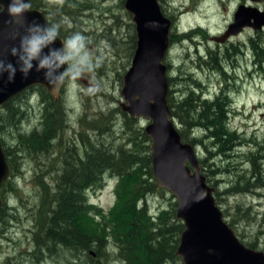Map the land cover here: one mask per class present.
Returning <instances> with one entry per match:
<instances>
[{"label": "rangeland", "instance_id": "1", "mask_svg": "<svg viewBox=\"0 0 264 264\" xmlns=\"http://www.w3.org/2000/svg\"><path fill=\"white\" fill-rule=\"evenodd\" d=\"M49 1L45 2L46 7L39 9L45 12L51 25H60L64 37L60 36L64 39L75 32L82 33L88 37L90 49L103 55V63L79 79H66L60 92L66 123L49 152L29 153L18 145V135L42 128V105L37 91L26 93L30 96V104L26 105V94L14 100L13 104L20 107L19 114L9 115V111L1 107L0 113L5 117L0 122V141L3 149L11 153L10 160L15 169L10 167L7 185L2 187L5 208L0 216V264H67L71 261L72 253L65 247L50 254L44 247L36 250L34 246L33 216L40 207V182L52 185L57 179L63 160L67 158L64 151L67 145L83 148L80 133L87 134L90 140L100 139L117 145L125 144L128 137L122 134L123 116L115 110L118 101L122 100L123 75L130 67L133 55L130 47V35L135 34L132 15L122 0H76V5L89 6H78V10L76 6L70 10L71 15L63 14L54 7L53 0ZM160 4L172 21L171 44L165 57L167 74L175 78L169 86L173 89L172 96L179 99L197 84L203 87L202 95L206 98L213 99L224 89L228 93V126L242 135L246 143L234 147L229 159L213 157L214 149L208 147L211 150L209 155L197 145V157L198 160L204 158L208 163L206 167L216 171L214 188L218 189L221 199L216 203L225 221L231 223L242 243L255 242L253 249L264 253V185L248 192L224 194L226 189L234 186L232 183L239 180L240 174L246 176L250 165L246 159L249 152L264 155V65L259 66L261 69L255 67L250 48L252 37L264 38V28L256 31L246 27L224 44L210 39L226 30L238 5L246 4L264 11V0H160ZM213 58L223 65L225 75L214 70ZM104 113L113 120V134L95 137L94 130L88 129L85 122ZM139 123L144 127L147 120L139 119ZM194 134L201 137L202 131L197 130ZM204 144L209 145L206 140ZM206 172L209 174L208 168ZM116 183V178H110L99 189H89L87 200L102 213H107L116 202ZM241 187L243 184L239 185ZM147 203L152 216L158 215L170 203H176L177 207L175 197L168 190L164 195L160 192L149 194ZM113 244L108 246L113 254L108 257L109 263L129 264L123 257H116L117 248L113 250ZM165 264L184 263L175 254V258Z\"/></svg>", "mask_w": 264, "mask_h": 264}, {"label": "trees", "instance_id": "2", "mask_svg": "<svg viewBox=\"0 0 264 264\" xmlns=\"http://www.w3.org/2000/svg\"><path fill=\"white\" fill-rule=\"evenodd\" d=\"M75 1L53 0V5L68 15H71L70 10L76 6L77 10L78 6H89L79 3L76 5ZM30 2L32 8L39 9L42 6L46 7L45 2L50 1ZM123 2L124 0L121 3ZM48 24L51 25L50 22ZM60 35L63 36L61 31ZM130 38L132 55L136 35L131 34ZM250 44L254 65L261 69L264 65V38L252 37ZM232 51L234 52V48ZM212 64L214 70L225 75V70L217 65L214 58ZM174 80L173 76L168 75L169 86ZM30 90H34L35 93L37 91L41 98L42 128L40 131L35 129L18 135V145H22L29 153H46L52 149V142L66 123L61 96L54 100L43 86H31L5 103L2 108L7 109L9 115L21 113L20 107L15 106L13 102ZM172 91L173 89L169 87L168 106L171 117L179 125L178 131L183 141L190 143L194 148L201 145L209 155L210 146L214 149L213 157L222 156L224 159L231 158L234 147L246 143L242 135L228 126L230 101L226 89L213 99L202 95L203 87L199 84L186 91L179 99L172 96ZM29 101L30 96L26 94V105L30 104ZM115 111L123 116L122 134L128 136L125 144H107L100 139L90 140L87 134L80 133L79 140L83 148L74 144L67 145L64 148L67 158L63 160L57 179L52 185L40 182L42 186L40 207L33 216L34 246L36 250L44 247L50 254L59 247H65L72 253V259L67 264H110L108 257L112 251L108 250V246L114 243L112 249L117 248L116 257H123L129 264H165V261L175 258L184 224L176 218V203H170L158 215H150L147 196L157 192L164 195L167 192L156 185L152 173L150 139L138 118L123 112L119 105ZM4 117L5 115L0 113V122ZM112 121L111 117L104 113L85 123L89 126L88 129L94 130L93 133L97 137L113 134ZM197 130L202 131L201 137L195 136ZM131 137L133 139H130ZM204 140L209 143L208 146L204 144ZM4 152L9 166L12 170L15 169L14 163L10 160L11 153L9 154L6 149ZM246 159L250 163L246 176L240 174L239 180L232 183L234 186L226 189L224 194L232 195L263 187L264 155L249 152ZM199 163L207 182L215 187L217 180L213 176L216 171L206 167L208 163L204 158H200ZM110 178L117 179L114 188L116 202L107 213H102L89 203L86 193L89 189H99L105 180ZM212 178L215 181H212ZM4 184L7 185V182ZM240 184H243V187L239 188ZM214 198L216 202L221 201L218 189L215 190ZM4 205L0 208V216ZM228 225L231 227L230 222ZM244 245L256 247L255 242Z\"/></svg>", "mask_w": 264, "mask_h": 264}, {"label": "water", "instance_id": "3", "mask_svg": "<svg viewBox=\"0 0 264 264\" xmlns=\"http://www.w3.org/2000/svg\"><path fill=\"white\" fill-rule=\"evenodd\" d=\"M8 2L0 0V57L15 64L16 58L11 56L10 49L19 46L27 24L34 21L49 24L38 8H31L26 21L9 23L12 18L7 12ZM124 7L132 15L136 44L131 65L123 75L122 100L118 105L131 117L147 120L144 131L150 139L156 185L175 197L176 218L184 224L175 254L184 264H264V253L244 245L225 221L214 198L215 188L208 184L202 172L196 148L182 140L178 125L171 117L164 63L170 47L171 19L163 12L159 0H125ZM246 27L262 30L264 11L238 5L226 30L210 39L224 43ZM61 40L59 37L54 47H62ZM64 82L50 83L44 72H37L35 68L27 78L17 72L13 83L8 82L5 74L0 80V111L2 105L31 86H43L58 100ZM9 175L10 167L0 141V189ZM2 203L0 195V208Z\"/></svg>", "mask_w": 264, "mask_h": 264}, {"label": "clouds", "instance_id": "4", "mask_svg": "<svg viewBox=\"0 0 264 264\" xmlns=\"http://www.w3.org/2000/svg\"><path fill=\"white\" fill-rule=\"evenodd\" d=\"M31 8L30 0H9L7 12L12 18L9 23L26 21ZM59 35L58 24L41 25L35 21L27 24L19 46L10 49L16 63L0 57V80L6 74L8 82L13 83L17 72L27 78L35 68L37 72L43 71L50 83L62 84L65 79L76 80L101 67L103 55L90 49L88 37L75 32L61 40L62 47L56 48Z\"/></svg>", "mask_w": 264, "mask_h": 264}, {"label": "flooded vegetation", "instance_id": "5", "mask_svg": "<svg viewBox=\"0 0 264 264\" xmlns=\"http://www.w3.org/2000/svg\"><path fill=\"white\" fill-rule=\"evenodd\" d=\"M241 33V32H240ZM239 33V34H240ZM229 40H226L224 43H226V42H228ZM223 43V44H224ZM219 44V43H218ZM222 44V43H221ZM227 58V57H226ZM215 62L217 63V65H220L221 66V68H222V70H224L225 68L223 67V65L222 64H219V60H217L216 58H215ZM2 187H3V185H2ZM1 195H2V188H1Z\"/></svg>", "mask_w": 264, "mask_h": 264}, {"label": "bare ground", "instance_id": "6", "mask_svg": "<svg viewBox=\"0 0 264 264\" xmlns=\"http://www.w3.org/2000/svg\"><path fill=\"white\" fill-rule=\"evenodd\" d=\"M260 66V65H259ZM231 79V78H230ZM235 81V80H234ZM199 90V89H198ZM229 109V108H228ZM63 166V165H62Z\"/></svg>", "mask_w": 264, "mask_h": 264}]
</instances>
